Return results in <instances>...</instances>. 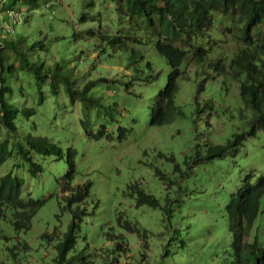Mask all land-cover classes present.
<instances>
[{
  "label": "rangeland",
  "instance_id": "obj_1",
  "mask_svg": "<svg viewBox=\"0 0 264 264\" xmlns=\"http://www.w3.org/2000/svg\"><path fill=\"white\" fill-rule=\"evenodd\" d=\"M16 7L14 24L8 20L9 10L0 9V40L20 39L31 65L41 63L50 75L68 77L73 87L93 82L88 97L98 104L71 101L58 80L57 93H51L50 79L37 85L34 73L19 68L18 57L0 53L2 78L13 91L4 99L33 109L30 117L14 121L20 138H45L62 152L32 154L41 168L36 175L15 159L13 150L0 167V177L10 172L24 180L23 199L43 202L27 230L15 231L11 218L0 222V264H56L55 246L71 219L70 211L63 209L65 200L87 184V196L72 207L86 214L80 216L76 246L64 264H229L226 206L237 196L241 180L251 176L254 183L264 173V132L245 137L235 155L209 162H194V156L203 155L209 144H224L246 131L251 116L240 100L239 80L228 68L242 47L234 35L237 24L228 17L220 19L218 13L212 14L206 29L181 21L186 57L174 96L180 115L152 126L148 111L164 88L169 68L154 41L129 29L111 1L45 0L38 10ZM260 32L264 36V25ZM113 36L118 39L111 43ZM193 39H198L196 44ZM204 45L208 55L196 64L194 53ZM216 60L222 69L208 66ZM10 64L12 73L7 71ZM202 82V91L196 93ZM205 102L210 108L196 112V103L200 107ZM4 140L11 150L14 138L1 130ZM68 148L74 171L66 180ZM137 189L153 196L159 206H136ZM260 211L252 228H258L264 244V196Z\"/></svg>",
  "mask_w": 264,
  "mask_h": 264
},
{
  "label": "trees",
  "instance_id": "obj_2",
  "mask_svg": "<svg viewBox=\"0 0 264 264\" xmlns=\"http://www.w3.org/2000/svg\"><path fill=\"white\" fill-rule=\"evenodd\" d=\"M45 0H2L0 9L13 11L16 5L23 4L31 10H38ZM65 1V0H64ZM115 6V11L120 16H125L129 29L140 32L142 37L154 41L156 53L163 57L169 68L166 75L165 85L158 90L155 102L148 111V123L152 126H160L171 121L175 115H180V110L174 106V96L177 92V80L180 77L179 67L186 57L185 37L181 29V21L186 19L195 22L206 29L212 23V14L218 13L222 18L228 17L232 24H237L236 35L241 42V49L228 61L229 73L239 80L238 94L243 105L251 111L250 119L246 121V131L236 133L224 144H209L206 146L203 155L196 154L194 162H209L221 159L226 154L235 155L243 145L245 137L254 136L256 130L264 132V36L261 35L260 26L264 25V0H109ZM60 2H63L60 0ZM8 11V12H9ZM83 19V18H82ZM18 22V19L14 22ZM226 31H231L227 27ZM123 37H120L121 40ZM118 39L111 37L113 43ZM200 40V39H199ZM203 40V39H201ZM136 41H141L138 39ZM198 39H193L196 44ZM204 41V40H203ZM221 38L214 42L220 43ZM20 39L0 40V53L12 55L19 58V68L25 72L34 73L37 85L50 79V91L56 94V80L64 83L63 91L69 95L71 101H80L89 104H98L97 101L88 97L93 82L85 83L80 89L73 87L72 81L66 76H58L57 73L50 75L48 70H43L41 63L30 64L25 53L22 52ZM140 43V42H138ZM206 43V42H205ZM38 45L40 43H37ZM198 46V45H196ZM207 45L199 46L195 51L196 63H203L208 55ZM27 49V48H26ZM212 51L211 50L209 52ZM133 54V51L131 52ZM220 60L212 62L214 70L222 69ZM56 72L58 71L57 65ZM7 71H14L13 65L7 66ZM3 65L0 63V131L3 130L14 141L9 149L7 141H0V167L6 162L13 150L22 166L28 165V172L36 175L41 171L38 164L32 161V154L48 156L55 154L62 155L60 148L45 138L33 137L30 134L20 138L14 121L20 117H30L33 114L31 108H19L13 102L6 101L5 95H12V89L5 85L2 78ZM242 76V80L240 77ZM57 78V79H55ZM202 82L196 90L199 93L203 89ZM38 104L42 101V94L39 91ZM210 108L205 102L198 107L196 112H202ZM100 133L98 137H101ZM96 138L97 136H93ZM65 164L68 169L65 179L69 180L74 171L73 151L66 149L64 152ZM170 160L173 161L172 157ZM176 170L178 167L176 166ZM155 174L159 179H165L159 171ZM24 180L8 172L0 177V222L10 221L15 231L27 230L29 221L36 211L41 207L42 201L31 198L23 199ZM89 184L82 188L72 190L71 195L65 200V207L71 213L70 222L66 231L62 234L60 241L56 244V264H64L66 255L74 250L77 241V233L80 216L86 214L85 209L73 210L72 207L82 203L88 194ZM136 206L147 205L152 208L158 207L159 202L151 195L141 189H137ZM264 196V173L256 182H251V176L241 180L237 196H231L226 206L228 225L230 233V261L229 264H264V244L261 236L254 231L252 226L261 213L260 200ZM7 211L10 216L6 217ZM165 216L169 211L163 208ZM126 229L131 227L126 224ZM121 245L117 246L120 248ZM77 256V255H76ZM74 259V258H73Z\"/></svg>",
  "mask_w": 264,
  "mask_h": 264
},
{
  "label": "built area",
  "instance_id": "obj_3",
  "mask_svg": "<svg viewBox=\"0 0 264 264\" xmlns=\"http://www.w3.org/2000/svg\"><path fill=\"white\" fill-rule=\"evenodd\" d=\"M8 13H9V14H8L9 21H10L11 23H14V22L18 19L17 15L15 14L14 11H10V12H8Z\"/></svg>",
  "mask_w": 264,
  "mask_h": 264
},
{
  "label": "clouds",
  "instance_id": "obj_4",
  "mask_svg": "<svg viewBox=\"0 0 264 264\" xmlns=\"http://www.w3.org/2000/svg\"><path fill=\"white\" fill-rule=\"evenodd\" d=\"M62 1H64V0H62ZM10 12V11H9ZM8 13V12H7ZM9 20V19H8ZM10 22V21H9ZM14 24V23H13ZM196 64H198V63H196Z\"/></svg>",
  "mask_w": 264,
  "mask_h": 264
},
{
  "label": "bare ground",
  "instance_id": "obj_5",
  "mask_svg": "<svg viewBox=\"0 0 264 264\" xmlns=\"http://www.w3.org/2000/svg\"><path fill=\"white\" fill-rule=\"evenodd\" d=\"M8 19H9V17H8Z\"/></svg>",
  "mask_w": 264,
  "mask_h": 264
}]
</instances>
